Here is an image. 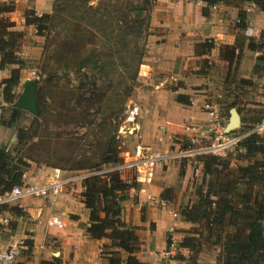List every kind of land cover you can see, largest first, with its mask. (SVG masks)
Returning a JSON list of instances; mask_svg holds the SVG:
<instances>
[{
  "label": "crops",
  "instance_id": "obj_1",
  "mask_svg": "<svg viewBox=\"0 0 264 264\" xmlns=\"http://www.w3.org/2000/svg\"><path fill=\"white\" fill-rule=\"evenodd\" d=\"M53 1L0 0L13 2L15 5V10L6 14L14 23L13 29H25L31 35L36 30L33 25L25 24L27 10H33L37 15L49 13L53 9ZM155 2L149 24L155 30L147 38V51L143 62L147 75L152 77L151 85H154L159 97L165 100L155 102L153 110L145 109L146 112H142L140 119L144 115L148 120L144 123V136L149 131L148 123L153 122L155 125L149 132L151 137L156 133V124L160 123V133L165 140L178 134L182 139L185 137L183 126L186 122L199 123L208 118L203 108L204 102L209 101L205 89L216 75L222 74L226 77L229 70L232 73H241L243 70L247 72L244 76L240 74L243 78H256L252 70L256 59L262 53L251 51L247 44L248 38H259L264 31V11L254 0H226L208 6L201 0ZM242 12L246 15V26L252 28L251 36H246L237 26ZM205 40L212 41L214 47L210 52L202 54L203 48L198 44ZM237 41L241 49H237L235 61L229 63L222 56V48L235 45ZM20 55L22 59L25 56L22 51ZM243 66H249L248 71ZM13 67L16 66L1 71L3 76L0 78L7 77ZM257 81L260 82L261 90H264V76H259ZM16 90L20 92L18 86ZM178 95L187 96L193 104L177 101ZM180 122H183L181 128ZM18 124L10 133L0 126L1 149L8 151L15 147ZM142 135L140 133L139 139L143 138ZM141 141L145 143L143 139ZM176 141L170 142V145ZM147 145L153 150L157 149V145L153 143ZM168 163L161 167L154 166L151 181L136 184L137 189L133 191L139 196L135 197L130 190L128 198L123 201L121 219L128 225L140 228L141 250L138 257L146 264H163L160 253L167 247L168 228L174 227L178 234L183 235L184 231L194 226L181 217L174 219L171 210L183 207L184 198H190L185 195L187 191L193 189L196 197V190L204 179L203 166L200 175H195L201 177V181L197 183L190 162L179 160ZM74 173L72 170H62L45 164H30L23 174V183L40 184L57 176L71 179L77 176ZM74 182L68 181L62 186L53 205L46 198L33 197L14 203L18 209L13 212H0V251L6 249L15 239L32 241L31 249L23 244L11 264H106L101 248L108 244V240L95 239L87 231L89 211L78 198L84 190L83 179ZM141 188L148 190L153 198L147 199L143 192L139 193ZM165 197L171 198L175 206L161 205L160 199ZM190 203H195V200ZM55 211L63 212L64 227L61 229L45 225L47 215ZM183 251L184 254L188 252L186 249ZM214 257L211 255L209 258L211 264H219ZM200 263H206L204 256Z\"/></svg>",
  "mask_w": 264,
  "mask_h": 264
},
{
  "label": "trees",
  "instance_id": "obj_2",
  "mask_svg": "<svg viewBox=\"0 0 264 264\" xmlns=\"http://www.w3.org/2000/svg\"><path fill=\"white\" fill-rule=\"evenodd\" d=\"M55 1L56 3L59 2L60 6L68 2V5L72 4L76 7L79 12L78 14H73V23H60L59 20L64 19L61 18L63 8L58 9L55 6L53 12L40 15H37L33 10H27L25 24L33 25L36 34L42 37L48 36L49 30L53 27H66V31H69V33L66 35L68 38H66L64 46L55 44L53 51L55 50L56 54L58 49L67 47L71 51L76 52L89 41L87 32H93L90 25L92 24L96 27L99 24L97 17L105 13H98L101 7L89 5L90 0ZM151 1H134L129 6L128 12L112 7L114 13H117L116 22L121 20L120 22L124 23L128 20L132 23H139L140 20H137V18L141 16L140 13L143 10L149 8ZM201 1L207 6L218 2H226V0ZM254 1L264 11V0ZM14 10L15 5L13 2H0V72L11 66H16L10 68L7 77L0 78V97L6 103L13 102L15 90L22 78L21 68L23 60L17 53L22 45L24 31L14 30V23L6 16L7 13ZM132 12L136 14L130 20L129 14H132ZM203 12L206 13L205 8H203ZM114 13L109 12V16L113 18ZM94 17L96 24L94 20L91 21ZM84 18L90 21L87 32L85 30L82 31L80 27L83 26L81 20H84ZM237 26L240 30H243L246 26L245 12L240 13ZM113 28L114 26L112 25H109L107 30L106 26L101 27L104 35L108 31H112ZM118 28L124 30L122 26H118ZM117 39L115 43L119 44ZM242 39L245 41V38ZM107 43L109 44V42ZM119 45H122V43ZM198 45L203 48L202 54L210 52L214 47L213 42L209 40H205ZM106 47L111 54L110 57H105L107 59L106 62L100 63L93 51L86 54L79 52L77 54L79 56L77 67L80 69L83 65L92 64L97 71L109 69L112 66L110 58H112L115 50L116 59H124V66H126L125 57L127 56L136 58L135 69L141 64L140 60L143 57L141 49H130L126 54V49L121 46L118 50V52L122 53L120 55L117 53V47H115V50L110 45ZM247 47L251 51H260L262 53L256 59L252 72L257 77L264 76V31L260 33L259 38H248ZM237 49H241L238 41L235 45L224 46L222 48L223 58L227 62L233 63ZM55 60L58 62L57 59ZM62 61H66V59L63 58ZM64 66L69 68L74 65L69 66L68 62L67 64L64 62ZM229 72L232 73L231 70ZM48 74L47 79H50V77L55 76L56 72H49ZM239 83L254 85L253 80L245 78H240ZM40 92L41 88L38 86L36 90L38 115L42 112L43 104ZM261 97L264 98V94H261ZM236 100L238 99L236 98L229 104L228 112L231 107H235L237 112H240ZM177 101L190 104L189 98L183 95H178ZM11 110L12 113L9 116V120L4 121L2 119L4 125L11 126L9 125L11 123L16 125L19 121L21 110L18 108H11ZM260 113L253 122L260 121L264 115V110ZM33 118L37 119L36 116H33ZM242 121H249V119L245 117L242 118ZM247 124L243 129L250 127L253 123ZM111 132L109 130L102 135L103 141L98 147L101 149V155L98 160L96 159V162L92 164H74L69 166L68 169L88 168L89 170V175L83 178L84 190L79 194L78 198L89 211L87 231L91 237L108 240V244L102 245L101 248V254L106 264H146L137 257L141 244L139 228L134 225H128L121 219L122 203L128 198L129 191L136 184H126L116 171L101 173L96 171V169H103L121 161L118 140ZM36 133V131L27 132L18 124L15 147L8 151L0 148V194L15 185L23 184V174L29 168V162H27L26 158L31 160L33 158L32 155H23L21 147L26 145ZM236 151L235 158L241 162L235 166L232 165L231 160L227 157L219 158L209 155L202 159L204 179L196 190L195 203L184 206L181 210L182 218L194 225L192 230H187V235L183 236L180 242V247L188 250L190 255L188 258H184L182 255L177 257L180 261H186L185 264H201L200 261L205 250L212 251L219 264H264V138L260 134H252L241 142ZM242 160L247 161V163L243 164ZM54 165H56L53 166L55 168H62L59 163ZM7 205L0 204V212L8 210L6 208ZM25 245L28 249H31L32 241L26 240Z\"/></svg>",
  "mask_w": 264,
  "mask_h": 264
},
{
  "label": "rangeland",
  "instance_id": "obj_3",
  "mask_svg": "<svg viewBox=\"0 0 264 264\" xmlns=\"http://www.w3.org/2000/svg\"><path fill=\"white\" fill-rule=\"evenodd\" d=\"M134 1L137 0H90L89 5L94 7L100 6L101 8L98 13L105 14L97 17L99 24H97L96 27L92 24L90 25L91 30L93 31L92 33H90V31L87 32L88 23L90 22L89 19L86 20L84 18V20H81L83 26L80 27L82 28V31L85 30L88 33L87 37L89 35V41L76 52L71 51V49L67 47L58 49L56 54L55 50L53 51L55 44L64 46L63 44L66 42V38H68L66 35L69 33V31H66V27H53L49 30L48 36L46 37L38 36L36 33L31 35L24 29L22 45L20 51L17 53L21 56L20 52L22 51L25 55L22 59V78L19 81L18 88H20V90L22 89L21 83L26 78L36 80L37 87L40 86L41 88L40 97L42 98L41 101L43 103L42 112L40 115L36 116L37 119H34L33 116L28 115L22 110L20 111L24 112L25 115L23 118L21 117L22 119L19 124L27 132H37L26 145L21 147V153L23 155H32L34 161L26 158L27 162H29V166L30 164H45L53 167L56 166L54 165L55 163H59L60 167L64 169L57 167L58 169L69 170V166L74 164H92L96 162V159L98 160L101 155V149L98 147L99 144H102L103 134L111 130V134H114L118 140L117 130L119 124L121 123L120 118L124 108L128 104L134 103L139 105L144 113L146 112L145 109L153 110L155 108L153 105L155 102L165 100V98L159 97L158 92L155 90L156 88L153 87L154 85H151L152 77L147 75V69L144 66L145 62H143V58L147 51V47L145 46L147 38L152 34V31L155 30L149 25L150 13L154 4H156L155 0L151 1L147 10H143L140 13L141 16L137 18V20H140L139 23H132L128 20L124 23H121V20L116 22V18H118L116 15L117 13H114V9L112 10L113 7L121 9L123 12H128L129 6ZM67 3L68 2H65V4L63 3L60 6L59 2L56 3L54 0L53 8L55 6H57L55 8L58 9L63 8V11H61V18L64 19L59 21L60 23L71 24L74 21L73 14H78L79 11L76 7H74V5H68ZM51 12H53V9L49 13ZM109 12L114 13L113 18L109 16ZM135 14V12L129 14L130 20L135 17ZM94 19L95 17L91 19V21ZM94 23L96 24L95 20ZM109 25L114 26V28L112 31H108V33L104 35L101 27L106 26L107 30L109 29ZM118 26H122L124 30L118 28ZM116 38H118V43H122V45L115 43ZM107 42H109V44ZM107 45L112 46L114 50L116 49L115 47H117V53L120 55H122V53L118 52V50L121 46L126 49V54L130 49H141L143 52V57L140 60L141 64L137 69H135L136 58H130V56H127L125 57L126 66H124V59H116L117 55L114 54L115 50L113 51L112 56V58H115H110V60H112V66L109 69L97 71L92 64L83 65L80 69L77 67V60L79 57L77 54L79 52H84V54H86L93 51L100 63L106 62L107 59L105 57L111 56L106 47ZM63 58H65L66 61H62ZM55 59H57L58 62H56ZM64 62L66 64L68 62L69 66H74L66 68V66H64ZM243 67H245L248 71L249 66ZM49 72H56V74L55 76L50 77V79H47ZM246 73L247 72L242 70L241 73H238L237 71L234 73L229 72L226 77L222 76V74L216 75L205 89L207 91V93H205L207 100L209 99V101L211 100L213 103L215 102L216 108L220 113L222 120L220 122V126L222 127H225L229 118V104L236 98L238 99L236 100L237 107L240 109L239 115L241 123L239 128L241 129L246 127L248 125L247 123H253L252 125L256 124L257 122H253L254 119H256V117L261 114L260 112L264 110V98L261 97L264 90H261L259 86L260 82L257 81L258 77L254 76L256 77L255 79L245 78L253 80L254 85L252 86L249 84L239 83L240 78H243L241 75L244 76ZM0 76H3L2 72H0ZM34 76L37 78L35 79ZM223 77L225 78V81ZM15 92L14 100L19 94L18 90H15ZM0 99L2 101V104L0 105L2 106L0 107V126H3V128L7 130V133H10L15 128L14 123L9 124L11 126L6 124L4 125L2 124V119L4 121L9 120V116L12 113L11 108L14 107L12 106V103L4 102L1 97ZM245 117L248 118L249 121H242V118ZM263 117L264 115L262 118ZM146 120L147 119L144 115L141 119L139 117L138 123L141 125V128L139 125V133L143 134V138L141 137V139H143L146 144L149 143L152 145L153 143V145H157L156 150L152 149L154 152L162 153L175 146L174 143L170 145V142L172 143L176 141V139H179L181 137L180 134L168 138L167 140L169 141L165 140L160 133L158 126L160 123L156 124L157 130L156 133H154V137H151L149 132L155 124L153 122L148 123L149 131H147V135L145 134L144 136V123ZM182 124L183 122H180V128ZM260 136L264 138V131L261 132ZM182 139L180 138L176 142H179ZM132 141L133 139L129 137L127 145L131 146ZM9 147L7 148L9 149ZM125 149L128 150V147ZM122 151L123 150L119 148V156H121V159H123ZM236 153L237 151L234 150L227 156V158L231 160L233 166L241 162L235 158ZM202 159L203 158L200 160ZM242 163H247V161L242 160ZM191 166L193 167L192 164ZM104 169L105 168L99 170L96 169V171ZM70 170L75 172L74 174L77 175L70 179L71 183H75L74 181L83 179V177L89 172L88 168ZM193 176L197 177L195 175ZM199 180L201 181L200 176L196 178L197 183L200 182ZM136 189L137 186L134 190L136 191ZM132 192L134 191L132 190ZM148 193V190H146L145 193L143 192L142 194H144L147 198ZM186 193L187 194L185 195L190 198L187 197V200L184 198L185 203L183 204V207L192 204L190 203L191 200H196L193 189L187 191ZM134 196L138 197L139 195L134 192ZM169 199L172 201L171 198ZM183 207H180L179 210L175 208L176 216L174 219L179 217L182 218L181 210ZM6 208L8 211L12 212L17 210L14 203H8ZM192 228L193 226L188 230H192ZM173 229L174 232L170 235L168 228L167 247L160 254L162 255L163 252L168 249L170 242L169 238L171 236L176 238L175 242L178 247L170 258H164L162 256L163 264H174L172 260L179 261V258L177 257L180 255L184 258H188L190 256L189 252L186 253L187 255L184 254V249L180 247V242L183 236L187 235V230L183 232V235H180L176 232L174 227ZM138 232L140 234V228ZM26 240H24V245ZM140 250L141 244L139 251ZM139 251L137 252V257ZM211 255L215 256V254H212V251L205 250L203 252L204 259L206 260V263L204 264H211L209 259ZM183 262L185 264L186 261ZM212 264H215V262Z\"/></svg>",
  "mask_w": 264,
  "mask_h": 264
},
{
  "label": "built area",
  "instance_id": "obj_4",
  "mask_svg": "<svg viewBox=\"0 0 264 264\" xmlns=\"http://www.w3.org/2000/svg\"><path fill=\"white\" fill-rule=\"evenodd\" d=\"M243 31L246 36H251L252 34L251 27L245 26ZM34 78L36 79L37 77L34 76ZM190 104H193L192 100H190ZM203 108L208 114V118L204 122L186 123L183 126L185 137L176 142L173 148L162 153H156L150 146L139 139L138 120L142 113L140 106L134 103L128 104L123 110L120 118L121 123L117 130L118 148L123 150V159L119 163L98 172L116 171L126 184L131 185L139 182H150L154 166L161 167L170 161L186 160L193 165V174L198 175L203 166L201 158L209 155L225 158L236 150L246 137L255 133L261 134L264 131L263 117L259 122L246 129L238 128L226 133L224 127L220 126L222 120L215 103L206 101L203 104ZM129 137L133 139L131 146L127 145ZM126 147H128V150L125 149ZM87 175L89 174L87 173L85 176ZM68 181L70 182L71 180L57 176L51 181L40 184L23 183L15 185L0 194V204L15 203L26 198L43 197L48 199L50 205H53L62 190V186H65ZM140 192H145V190L141 188L139 189ZM152 198L153 195L148 193L147 199ZM160 204L169 207L173 206L169 198L160 199ZM171 213L174 217L176 216L175 210H171ZM6 222L7 220H5ZM45 225L50 228H63V212L55 211L48 214L45 218ZM168 231L171 235L174 232L173 227H170ZM169 240L168 249L162 254L164 258H170L178 247L175 237L171 236ZM23 244V239H15L6 249L0 251V264H11ZM172 261L174 264H184L180 260Z\"/></svg>",
  "mask_w": 264,
  "mask_h": 264
},
{
  "label": "water",
  "instance_id": "obj_5",
  "mask_svg": "<svg viewBox=\"0 0 264 264\" xmlns=\"http://www.w3.org/2000/svg\"><path fill=\"white\" fill-rule=\"evenodd\" d=\"M22 89L20 90L17 98L12 102L14 108H18L31 116H38V104L36 100L37 82L34 79L26 78L21 83ZM2 101L0 99V105ZM241 118L235 108L229 110V118L224 127L226 133L239 128Z\"/></svg>",
  "mask_w": 264,
  "mask_h": 264
},
{
  "label": "flooded vegetation",
  "instance_id": "obj_6",
  "mask_svg": "<svg viewBox=\"0 0 264 264\" xmlns=\"http://www.w3.org/2000/svg\"><path fill=\"white\" fill-rule=\"evenodd\" d=\"M26 113V112H25ZM25 113L24 112H21V116H20V118H19V121L17 122V123H19L20 121H21V119L23 118V116L25 115ZM27 115V114H26ZM22 117V118H21Z\"/></svg>",
  "mask_w": 264,
  "mask_h": 264
}]
</instances>
